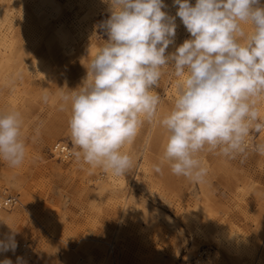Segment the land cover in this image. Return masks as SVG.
Here are the masks:
<instances>
[{
	"label": "rangeland",
	"instance_id": "1",
	"mask_svg": "<svg viewBox=\"0 0 264 264\" xmlns=\"http://www.w3.org/2000/svg\"><path fill=\"white\" fill-rule=\"evenodd\" d=\"M164 3L175 16L178 5ZM0 13L7 16L0 115L21 114L26 143L20 166L0 159V201H19L0 209V240L14 235L17 244L0 250V264H264V152L225 157L205 149L197 154L207 169L202 182L174 175L164 159L169 133L160 124L177 95L171 66L154 89L161 97L156 117L121 149L133 160L128 173L77 159L70 106L61 110V97L82 85L107 40L100 25L111 14L108 0H0ZM176 24L166 54L190 38L179 17ZM256 107L264 122V95ZM252 132L264 145V129ZM58 142L70 146V158L53 157ZM24 244L33 251L29 259L20 252Z\"/></svg>",
	"mask_w": 264,
	"mask_h": 264
},
{
	"label": "clouds",
	"instance_id": "2",
	"mask_svg": "<svg viewBox=\"0 0 264 264\" xmlns=\"http://www.w3.org/2000/svg\"><path fill=\"white\" fill-rule=\"evenodd\" d=\"M111 14L102 27L107 40L87 67L77 89L61 97L70 106L68 121L77 159L125 175L133 160L121 149L132 143L145 120L157 115L154 90L163 70L174 69V105L160 124L169 133L164 159L174 175L202 182L207 169L197 154L218 151L225 157L245 152L250 130L260 132L257 99L264 95V5L261 0H108ZM190 38L176 47V18ZM244 24L251 25L246 31ZM19 112L0 115V159L20 166L26 155ZM264 152V145L259 146ZM157 173L162 171L155 165ZM14 235L0 250H15ZM2 264H12L5 259Z\"/></svg>",
	"mask_w": 264,
	"mask_h": 264
},
{
	"label": "built area",
	"instance_id": "3",
	"mask_svg": "<svg viewBox=\"0 0 264 264\" xmlns=\"http://www.w3.org/2000/svg\"><path fill=\"white\" fill-rule=\"evenodd\" d=\"M107 19H104L103 21H106ZM100 29L102 31L101 35H107L104 28L102 27V23L100 25ZM254 129L250 130L251 135H253V137H250L248 140V143H246V148H250L252 151H256L258 149V144H257V140L255 139V136L253 134ZM51 154L53 155V157H56L58 159H68L71 157L72 152H71V148L68 144H65L63 142H58L55 145H53L52 149H51ZM19 204V201L17 198L15 197H7L5 199H2L0 201V209H13L15 208L17 205Z\"/></svg>",
	"mask_w": 264,
	"mask_h": 264
},
{
	"label": "bare ground",
	"instance_id": "4",
	"mask_svg": "<svg viewBox=\"0 0 264 264\" xmlns=\"http://www.w3.org/2000/svg\"><path fill=\"white\" fill-rule=\"evenodd\" d=\"M5 18H7V16L6 15H4V14H2V13H0V27L1 26H3V22L2 21H6V19ZM251 136L250 135H248V137L246 138V143H248V140L247 139H249ZM258 144V143H257ZM258 146H259V144H258ZM259 148V147H258ZM246 150H248V151H252L249 147L248 148H246ZM10 197H12V196H10ZM7 198V197H6ZM5 199V198H4ZM12 209V208H11ZM29 245L28 244H24L22 247H21V249H20V252H21V254L25 257V258H27V259H29V258H31V255H30V252L32 253L33 251H32V249H28L27 247H28Z\"/></svg>",
	"mask_w": 264,
	"mask_h": 264
}]
</instances>
